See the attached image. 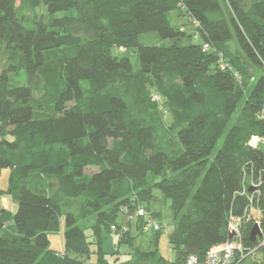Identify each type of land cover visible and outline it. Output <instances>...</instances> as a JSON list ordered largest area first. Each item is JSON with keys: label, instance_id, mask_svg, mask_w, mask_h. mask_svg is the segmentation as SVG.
Here are the masks:
<instances>
[{"label": "trees", "instance_id": "16d2710c", "mask_svg": "<svg viewBox=\"0 0 264 264\" xmlns=\"http://www.w3.org/2000/svg\"><path fill=\"white\" fill-rule=\"evenodd\" d=\"M39 9L42 22L26 14ZM172 12L196 31L175 27ZM0 46V172L10 170L4 193L18 207L0 209V264H85L91 254L104 264L105 233L120 216L158 218L143 205L155 188L176 221L171 264H187L226 245L232 218L247 215L255 189L242 172L264 202V147L252 145L264 142V0H0ZM120 48L153 77L173 153L155 122L132 118L119 85L136 69ZM169 170L183 179L168 183ZM61 224L64 251L54 252Z\"/></svg>", "mask_w": 264, "mask_h": 264}, {"label": "rangeland", "instance_id": "374dc122", "mask_svg": "<svg viewBox=\"0 0 264 264\" xmlns=\"http://www.w3.org/2000/svg\"><path fill=\"white\" fill-rule=\"evenodd\" d=\"M226 14L227 13V10ZM31 20L42 22L46 19V15H44V10H37L34 12L26 13ZM173 25L179 29L186 31L188 34H193L196 31V27L193 25L191 21H189L186 17H182L178 12H172L169 14ZM128 50V51H126ZM236 54L235 58L239 61L240 58L237 56L239 52L235 49L233 50ZM118 53H126V55L131 58V61L135 67V74L133 76H126L122 79L121 84L119 85V89H122L125 94H127L129 103H130V114L132 118L139 119V122L142 124H148L155 122L159 126V134L158 140L164 143L170 150V153L176 148H178L177 139L175 137V132H172L168 129V126L172 122L171 113L159 111L155 102L153 100V96L156 94L160 95L158 87L155 85L154 79L151 75H142L138 71L137 61H136V52L134 49H125L120 48L117 50ZM241 61V59H240ZM239 61V63H240ZM8 64L7 55L3 50V47L0 46V73L4 67ZM241 65V64H240ZM21 82H25L22 77H19ZM162 102V101H161ZM169 131H168V130ZM167 130V131H166ZM224 143L223 140L220 141L216 148V152L220 149H223L222 146ZM224 150V149H223ZM95 172V169H89L88 173ZM165 178H169L167 180L168 183L171 181L176 182L177 180L183 179V176L179 173H172L170 170L165 172ZM9 178H10V170L4 169L0 172V198L5 196V191L8 190L9 187ZM172 178V179H171ZM242 182L245 184V188L249 189L250 187H254L255 191L249 192V201L252 197L256 198L253 200V203L249 205L247 210V215L244 218H240L241 220V234L242 237H247L249 233H252L254 227H259L264 232V202L259 201L258 194H256V190H258V184H255L252 179L244 175L242 172ZM161 178H158L157 181H161ZM154 179L151 178V183H154ZM48 186L50 191H53L55 186L53 187V183ZM255 192V193H254ZM80 203V202H78ZM144 207L150 210V213L158 216L150 217V214L147 210L146 213L148 217L152 219L155 223L160 225V231H154L152 228L146 229L147 221L136 217L137 211L134 214H131L133 217V221L130 222L128 220L129 214L126 216H120V221L122 226L117 227L116 231L108 232V238H105L103 243V249L101 248V257L102 263L104 264H122V263H131V264H143L142 262H138L137 260L146 261L148 258L152 257L157 260H161V264H171L172 261H175L177 257L176 251L174 252L169 243V238L174 231L175 228V218L171 206V202L167 200L156 188L152 190V199L148 203L143 204ZM80 205L75 204V208H78ZM237 220L232 222V225L237 223ZM93 219L88 218L87 222L84 223V227L86 229V233L88 236H91V225ZM64 226V224H63ZM64 229V227H63ZM116 240V244L112 242V238ZM63 239L64 232L55 233L51 235V248L56 250L63 249ZM256 240V238H255ZM254 240V241H255ZM263 241V240H262ZM244 244V243H243ZM100 245V243H99ZM260 243H258L255 247H249L247 249H251L247 252V257L242 262L240 261V257L235 258V264H264V253L261 251L264 247H259ZM245 246V244H244ZM247 247V246H246ZM256 248H260L254 254H250ZM92 253H98V248L92 246ZM261 251V252H260ZM158 254L160 256H158ZM246 254V253H245ZM91 254V259H86L85 264H97L99 261L98 257ZM108 259H106V257Z\"/></svg>", "mask_w": 264, "mask_h": 264}, {"label": "built area", "instance_id": "2783aa9c", "mask_svg": "<svg viewBox=\"0 0 264 264\" xmlns=\"http://www.w3.org/2000/svg\"><path fill=\"white\" fill-rule=\"evenodd\" d=\"M208 47H209L208 45H205L204 48L208 49ZM154 101H159V97L155 95ZM261 118L264 119V113L261 115ZM252 145L264 147V142H261L260 140L256 139L252 143ZM256 194H258V197H261L260 191H257ZM253 200H255L254 197H252L250 200L251 204L253 203ZM136 217L147 221L146 229L152 228L156 232L160 231V225L155 223L152 219L148 217V214L146 213L145 209H138ZM128 220H130V222L133 221L132 215L128 216ZM234 220L236 219L232 218V222H234ZM240 229H241V220L238 219L235 225H232V224L230 225L229 235L233 234L232 240H229V242L224 246L210 249L206 253L203 259H200L197 256L189 257V259L187 260V264H235V261H236L235 258L237 256L240 257L241 259L240 261L242 262L244 259H246L247 252L251 249H247L244 247L243 237H242ZM111 230L116 231L117 228L112 227ZM257 239L259 240V243H260L259 247L260 248L264 247V232L260 228L256 236V240ZM259 249L256 248L250 254H254Z\"/></svg>", "mask_w": 264, "mask_h": 264}, {"label": "crops", "instance_id": "0c3cea01", "mask_svg": "<svg viewBox=\"0 0 264 264\" xmlns=\"http://www.w3.org/2000/svg\"><path fill=\"white\" fill-rule=\"evenodd\" d=\"M17 208H18L17 207V203H15V201H13L10 197L3 196V197L0 198V209H4V210H6V211H8V212H10L11 214L14 215L16 213V211H17ZM94 221H95V219H93V223H94ZM63 227H64L63 224H61L60 232H59L60 234L61 233L63 234V232H64ZM107 235L109 236V234H107ZM108 236H106V237L108 238ZM111 238L112 237L110 236V239ZM50 241H51V236H50ZM112 242L116 244V240L113 239V238H112ZM51 245H50V248H49L51 251H54V252H63L64 251V239H63V249L62 250L52 249ZM158 256H160V255L158 254ZM105 257H106V259H108L107 256H105ZM137 261L138 262H142L143 264H157L155 259L152 258V257L148 258L146 261H141V260H137Z\"/></svg>", "mask_w": 264, "mask_h": 264}, {"label": "water", "instance_id": "95a60500", "mask_svg": "<svg viewBox=\"0 0 264 264\" xmlns=\"http://www.w3.org/2000/svg\"><path fill=\"white\" fill-rule=\"evenodd\" d=\"M258 232H259V228H258L257 226L254 227V229L252 230V233H251V240H252V241L255 240V238H256ZM229 239H230V240L233 239V234H230V235H229Z\"/></svg>", "mask_w": 264, "mask_h": 264}]
</instances>
